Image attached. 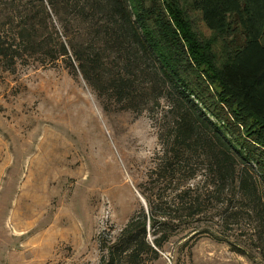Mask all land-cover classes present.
<instances>
[{
    "label": "trees",
    "instance_id": "16d2710c",
    "mask_svg": "<svg viewBox=\"0 0 264 264\" xmlns=\"http://www.w3.org/2000/svg\"><path fill=\"white\" fill-rule=\"evenodd\" d=\"M198 19L227 36L223 63ZM61 60L122 108L165 99L172 124L160 136L157 175L172 183L181 173L183 184L203 176L181 193V207L148 203L149 215L130 220L101 264H141L169 240L176 214L190 221L217 208L226 229L255 224L264 251V0H0V68ZM148 223L160 234L154 247Z\"/></svg>",
    "mask_w": 264,
    "mask_h": 264
},
{
    "label": "rangeland",
    "instance_id": "374dc122",
    "mask_svg": "<svg viewBox=\"0 0 264 264\" xmlns=\"http://www.w3.org/2000/svg\"><path fill=\"white\" fill-rule=\"evenodd\" d=\"M198 25L223 63L227 36ZM74 65L76 76L63 60L0 68V264H101L142 209L181 207V193L203 179L157 175L160 136L172 124L165 99L146 95L139 107L122 108L100 99ZM218 209L190 221L176 214L169 240L141 264H264L255 224L226 229ZM154 235L148 223L152 247Z\"/></svg>",
    "mask_w": 264,
    "mask_h": 264
}]
</instances>
